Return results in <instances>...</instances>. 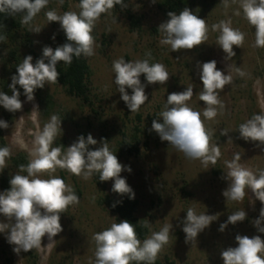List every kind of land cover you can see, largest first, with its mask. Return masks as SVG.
<instances>
[{
	"label": "rangeland",
	"instance_id": "obj_1",
	"mask_svg": "<svg viewBox=\"0 0 264 264\" xmlns=\"http://www.w3.org/2000/svg\"><path fill=\"white\" fill-rule=\"evenodd\" d=\"M162 1L127 0L128 7L102 14L96 22L92 32L95 54L87 57L93 71L90 79L93 106L69 96L58 83L46 84V90L53 98L52 113L45 115L36 98L31 102L26 98L16 122L8 124L4 134L11 155L26 153L29 156L35 135L55 114L61 119L62 134L56 138L54 147L63 145L66 150L81 135L86 139L91 134L97 140L96 145H89V150H95L107 140L109 149L119 162L132 169L130 173L123 171L121 176L140 201L139 218L144 222L147 219L151 233L159 231L165 224L173 225L169 243L156 260L165 262L169 258L177 264H224L221 252L237 246V234L250 238L258 235L264 240V233L259 232L255 225L264 204L248 188L245 189L244 200L240 202L226 201L222 194L229 184L225 178L228 171L225 161H231L237 153L241 156L239 163L243 167L257 175L259 170H264V145L244 140L238 130L239 125L254 114H264V48L254 47L255 28L244 18L240 0H228V7L222 0H188L187 8L205 19L209 28L208 40L193 49L172 52L170 46L160 43L162 35L158 27L166 21L160 9ZM49 10L62 15L67 11L79 13L80 8L74 0H64L62 5L59 0H49V4L29 25V29L41 28L38 33L30 31L34 42V61L42 57L45 46L55 49L63 45L60 36L65 33L59 22H48L45 13ZM237 11L240 15L235 14ZM130 14L141 19L140 31L131 30ZM221 20H230L232 28L245 34L242 48L233 46L235 56L230 59L216 43L219 32L211 29ZM148 52L152 55L150 63L164 64L170 78L166 84H147L142 74L140 79L147 85L145 93L149 99L138 112L131 113L120 98L112 63L121 57L125 61L143 60ZM211 60L217 62V69L232 76V83L219 93L224 108L214 119L208 120L202 115L206 106L199 99L203 87L199 64ZM237 68L245 75L241 77ZM1 76L0 60V81ZM188 86L193 87L194 93L187 101L188 105L201 113L205 128L212 134L210 143L218 145L221 151L216 164L209 163L207 168L200 160L186 158L183 152L162 141L151 130L154 119L162 122L159 114L164 110L168 94L182 92ZM128 92L131 94V89ZM34 105L38 106V111L33 112ZM223 130L228 131L227 135H221ZM136 136L141 141L140 153L129 156L123 147L125 142L136 143ZM6 163L7 167L0 172V176L3 172L10 177L27 175L15 169L9 159ZM51 176H58L72 186L80 202L70 205L67 212L61 214L62 232L52 241L47 235L42 238L41 249H35L39 256L38 264H95L93 235L117 223V216L101 201L107 196L122 199L128 195L113 192L114 181L101 182L98 173L85 180L82 176L57 168ZM39 178L46 180L50 175L42 173ZM0 192H3L1 185ZM189 208H193L196 214H219L217 220L198 234L195 242H186V234L182 230ZM238 210L247 213L246 219L235 225L228 224L223 232L219 231L228 216ZM0 222H8L2 214ZM260 226L264 227V221ZM6 237L7 233H0V247H10L14 264H30L25 252L15 253V246L9 244Z\"/></svg>",
	"mask_w": 264,
	"mask_h": 264
},
{
	"label": "clouds",
	"instance_id": "obj_2",
	"mask_svg": "<svg viewBox=\"0 0 264 264\" xmlns=\"http://www.w3.org/2000/svg\"><path fill=\"white\" fill-rule=\"evenodd\" d=\"M228 7V0H222ZM235 2V0H233ZM62 5L64 0H59ZM156 3V0H152ZM49 4V0H0V13L15 16L23 13L21 23L30 24L38 13ZM119 5L122 9L128 7L124 0H80L79 13L64 12L62 15L55 10L45 13L48 22H59L64 31L67 42L53 49L45 46L42 57L33 64V57L28 55L16 67L9 85L12 94L0 91V105L9 112L21 111L23 102L19 85L24 90L27 101L35 99L36 89L44 88L45 84L58 83L60 73L57 64L63 62L71 65L73 57H91L95 54V39L92 35L96 22L102 14L110 13ZM240 8L244 18L255 28L254 47L264 48V0H240ZM236 15H240L237 11ZM169 19L162 22L158 31L162 35L160 43L168 45L172 52L190 50L208 40L209 28L205 19L193 14L191 9L184 8L178 15L169 12ZM212 31H218L217 45L227 54V58L235 56L233 46L242 48L245 34L239 29L231 27L230 20H221L211 26ZM30 31L40 32V27L30 28ZM55 39V36H53ZM6 36L0 35V41ZM151 52L146 53L143 60L125 61L123 57L112 63L120 98L125 102L131 113L138 112L140 107L148 101L145 93L146 84L141 82L143 74L147 84H166L170 74L162 63H150ZM47 61V63L45 62ZM202 91L200 101L205 104L203 117L212 120L224 108L219 99L220 91L232 83V76L225 75L217 69V62L211 60L199 64ZM237 73L245 75L239 68ZM128 89H131L129 94ZM193 87L188 86L182 92H172L167 96L164 110L159 114L162 122L154 119L151 130L155 131L162 141H167L178 151L183 152L190 160H200L207 168L209 163L215 165L221 151L218 145L210 143L212 134L205 128L201 113L193 110L187 103L193 97ZM38 111L34 105L33 112ZM8 123L0 119V128H8ZM240 137L248 141H258L264 145V114H254L245 123L239 125ZM223 130L221 135H227ZM62 134L61 119L53 114L34 138L33 148L29 152L31 159L27 165H20V172L27 175L15 174L11 177L10 189L0 192V214L6 220L0 222V233H7V241L14 245L17 254L39 250L42 238L47 235L49 241L63 231L60 223L61 214L66 213L70 205L80 202L74 188L65 183L58 176H51L57 168L65 169L73 175L90 179L93 174H99L101 182L113 180L112 191L120 195L135 198V193L121 176L123 171H132L130 166L121 164L117 156L109 149L106 140L95 150H89V145H96L91 134L78 139L65 150L64 146H53L56 138ZM231 140V139H229ZM9 147H0V172L7 167V159L11 157ZM237 153L231 161H225L228 169L225 178L229 181L223 191L226 201L240 202L244 200L245 189L248 188L262 204H264V170L258 175L243 167ZM48 173L49 179H41L40 174ZM95 198L93 197V200ZM116 205L114 204L113 207ZM219 214H196L193 208L186 212L183 220V232L186 242H195L198 234L218 219ZM247 213L238 210L228 216L226 222L220 225L223 232L228 224L235 225L246 219ZM264 221V207L260 210V217L255 221L258 231L264 233L261 222ZM144 227L150 224L145 219ZM172 224H165L159 231L141 242L137 237L135 227L128 220L113 223L109 228L97 232L92 239L96 244L95 264H155L163 247L169 243ZM236 247H228L221 252L224 264H264V240L260 236L248 237L237 234Z\"/></svg>",
	"mask_w": 264,
	"mask_h": 264
},
{
	"label": "trees",
	"instance_id": "obj_3",
	"mask_svg": "<svg viewBox=\"0 0 264 264\" xmlns=\"http://www.w3.org/2000/svg\"><path fill=\"white\" fill-rule=\"evenodd\" d=\"M76 3H80V0H74ZM127 3V0H124ZM188 0H163L160 3V9L166 20L169 19L168 13L175 12L177 15L184 9L187 8ZM66 9L68 5L66 4ZM121 9L117 5L112 10ZM23 13L15 16H8L5 13H0V35L6 36V40L0 41V60L2 65V76L0 81V91L11 95V89L9 85L12 83V76L16 75V67L22 63L23 58L31 55H35L34 42L29 30V25L21 23ZM131 24V30H141V19L133 14L129 15ZM62 43H66L67 39L65 34L60 36ZM35 64L36 61H32ZM57 70L60 73L58 78V84L62 85L66 93L74 98H79L89 106H93L91 99V86L90 79L93 71L89 60L83 55L80 58L73 57L71 65H65L63 62L57 64ZM18 91L21 93L20 100L26 99L24 90L17 85ZM35 98L43 106V113L50 115L53 110V98L46 90V84L42 89H36L34 92ZM18 117V111L13 113L7 111L2 105H0V119L6 121L8 124H14ZM107 141V140H106ZM136 143H127L123 149L129 156L138 155L140 153V143L138 136L135 137ZM0 147H9L4 134V128H0ZM11 165L19 170L20 165H27L30 158L26 153H19L17 155H11L8 158ZM26 174L27 172H21ZM11 177L3 172L0 176V185L3 191L10 189ZM101 203L106 205L112 213L117 216V223L122 220H128L135 227L138 239L143 242L144 239L150 236L151 230L149 227H144L145 222L142 221L139 216L140 201L136 198L130 199L126 196L122 199L105 197ZM116 205L113 207V205ZM9 246L0 247V264H14L13 257L10 255ZM26 257L30 264H38V253L35 249L29 252H25ZM155 264H177L175 261L167 258L165 262L156 260Z\"/></svg>",
	"mask_w": 264,
	"mask_h": 264
}]
</instances>
